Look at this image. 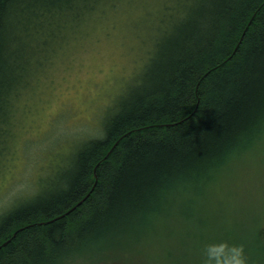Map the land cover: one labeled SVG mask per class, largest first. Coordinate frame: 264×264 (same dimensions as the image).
Masks as SVG:
<instances>
[{"label": "trees", "instance_id": "1", "mask_svg": "<svg viewBox=\"0 0 264 264\" xmlns=\"http://www.w3.org/2000/svg\"><path fill=\"white\" fill-rule=\"evenodd\" d=\"M115 1L0 0V163L23 93L70 26ZM162 8L171 30H162L141 84L124 91L100 134L80 140L64 183L0 214V264H61L84 246L102 250L147 224L174 191L204 188L264 143V0Z\"/></svg>", "mask_w": 264, "mask_h": 264}, {"label": "rangeland", "instance_id": "2", "mask_svg": "<svg viewBox=\"0 0 264 264\" xmlns=\"http://www.w3.org/2000/svg\"><path fill=\"white\" fill-rule=\"evenodd\" d=\"M168 3L116 0L57 47L12 119L0 209L64 183L80 140L100 134L124 91L141 84L162 30H171ZM150 219L61 264H264V143L204 188L174 191Z\"/></svg>", "mask_w": 264, "mask_h": 264}, {"label": "bare ground", "instance_id": "3", "mask_svg": "<svg viewBox=\"0 0 264 264\" xmlns=\"http://www.w3.org/2000/svg\"><path fill=\"white\" fill-rule=\"evenodd\" d=\"M85 27V25H76L75 23L74 24H72L71 26H70V31L68 32V33H71V34H77L78 32H79V28L80 29H83ZM2 205V204H1ZM0 205V206H1ZM5 205H8L7 203H5L3 206H5ZM9 207H7V208H5V207H1V209H0V214L1 213H4V212H6V211H8V210H6V209H8Z\"/></svg>", "mask_w": 264, "mask_h": 264}]
</instances>
